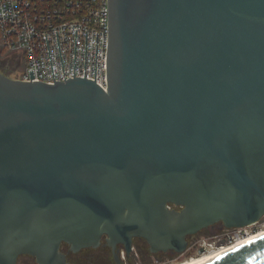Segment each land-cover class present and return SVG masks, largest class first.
Wrapping results in <instances>:
<instances>
[{
    "label": "water",
    "instance_id": "obj_1",
    "mask_svg": "<svg viewBox=\"0 0 264 264\" xmlns=\"http://www.w3.org/2000/svg\"><path fill=\"white\" fill-rule=\"evenodd\" d=\"M107 3L105 89L0 73V264L264 216V0ZM202 264H264V236Z\"/></svg>",
    "mask_w": 264,
    "mask_h": 264
},
{
    "label": "built area",
    "instance_id": "obj_2",
    "mask_svg": "<svg viewBox=\"0 0 264 264\" xmlns=\"http://www.w3.org/2000/svg\"><path fill=\"white\" fill-rule=\"evenodd\" d=\"M107 1L0 0V45L23 58L20 79L54 83L82 77L105 89ZM260 222L261 219L249 226L226 228L232 233L228 243L264 228ZM255 224L260 225L248 231ZM213 243L199 254L216 248ZM125 255L122 250V261Z\"/></svg>",
    "mask_w": 264,
    "mask_h": 264
},
{
    "label": "rangeland",
    "instance_id": "obj_3",
    "mask_svg": "<svg viewBox=\"0 0 264 264\" xmlns=\"http://www.w3.org/2000/svg\"><path fill=\"white\" fill-rule=\"evenodd\" d=\"M16 56V57H15ZM13 53H6L1 51L0 49V73H4V75L12 78V79H20L23 68H24V61L23 58L19 55H15ZM14 57V58H12ZM264 223V218L260 222ZM259 224V225H260ZM260 230V229H259ZM216 233L206 234L205 230L200 231L197 233L196 236L191 237L188 241L189 244L187 246V250L183 252L182 254H168L167 256L158 255L156 256L153 254V256H145V254H141L139 250H137L135 246V253L131 255L129 261L131 264H140L141 262L143 264H177L184 259H188L189 257H195L199 255L200 251H203L204 248H207V244L216 241L217 239ZM225 244H228V242L224 244H217L213 243L214 246H226ZM108 263L104 264H111V258H106ZM105 259V260H106ZM30 261L27 259L24 255L21 256V259L19 261L20 264H28ZM77 264H85L84 261H77ZM93 264H101L98 262H94Z\"/></svg>",
    "mask_w": 264,
    "mask_h": 264
},
{
    "label": "flooded vegetation",
    "instance_id": "obj_4",
    "mask_svg": "<svg viewBox=\"0 0 264 264\" xmlns=\"http://www.w3.org/2000/svg\"><path fill=\"white\" fill-rule=\"evenodd\" d=\"M258 227H259V224H255V226L249 227L248 231L253 232ZM205 232L206 234L216 233L218 236H217L215 243L217 244L219 243L224 244L228 242L231 239V235H232L230 230L224 229L220 223L211 225V227L205 229ZM188 244H189V241H188ZM61 250L66 254L67 260L73 264H77L76 263L77 261L78 262L84 261L85 264H93L94 262L104 264L107 261L106 259L107 257L108 259L111 258V261H110L111 264H116L114 260V251H112L111 247L107 245L105 237H102L100 245L97 248H85L77 252H73L69 249L68 245L64 244L61 247ZM116 250L118 251L119 264H131L129 259L131 255L135 253V240H133V243H132L131 253L127 255V253L125 252L126 255H125L124 261H122L121 259V252L123 250L122 247L118 245L116 246ZM168 253H171L172 255L177 254L172 251H168L167 253H164V254H168ZM24 256L30 260L29 262L27 261L28 264H37L33 257L29 255H24ZM155 263L157 262L155 261ZM140 264H143V263L141 262Z\"/></svg>",
    "mask_w": 264,
    "mask_h": 264
},
{
    "label": "bare ground",
    "instance_id": "obj_5",
    "mask_svg": "<svg viewBox=\"0 0 264 264\" xmlns=\"http://www.w3.org/2000/svg\"><path fill=\"white\" fill-rule=\"evenodd\" d=\"M263 236H264V228H261L260 230L255 231V233L251 235H247L240 238L236 242L225 244L226 246L216 247L208 252L199 254L195 257H189L188 259H184L183 261L177 264H202L206 262H211L212 259L224 255L228 251L240 248L241 245L255 241V239H259Z\"/></svg>",
    "mask_w": 264,
    "mask_h": 264
},
{
    "label": "trees",
    "instance_id": "obj_6",
    "mask_svg": "<svg viewBox=\"0 0 264 264\" xmlns=\"http://www.w3.org/2000/svg\"><path fill=\"white\" fill-rule=\"evenodd\" d=\"M0 49H1V51H3V52H6V53H8L6 50H4L2 47H1V45H0ZM16 54H14V56H15ZM16 57V56H15ZM12 58H14V57H12ZM2 74H4V73H2ZM201 231H204V230H201ZM200 232V231H199ZM198 233V232H197ZM197 235V234H196ZM196 235H192V236H189L188 237V240L191 238V237H193V236H196ZM141 238H136V239H134L135 240V246H136V248H137V250H139V252L141 253V254H145V256H147V257H149V256H153V254H155L156 256H158V255H163V256H167L168 254H171V253H168V254H164V253H162V252H158V253H153V254H151L150 253V251L148 250V245L146 244V242L143 240V239H141ZM64 244H62V246H63ZM61 246V247H62ZM20 259H21V257H19L18 258V260H17V262H18V264H20L19 263V261H20Z\"/></svg>",
    "mask_w": 264,
    "mask_h": 264
}]
</instances>
